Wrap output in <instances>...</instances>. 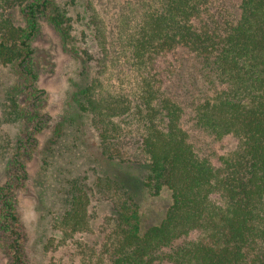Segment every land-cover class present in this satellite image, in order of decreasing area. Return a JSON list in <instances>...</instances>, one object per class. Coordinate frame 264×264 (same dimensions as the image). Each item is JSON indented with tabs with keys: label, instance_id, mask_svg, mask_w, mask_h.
I'll list each match as a JSON object with an SVG mask.
<instances>
[{
	"label": "trees",
	"instance_id": "16d2710c",
	"mask_svg": "<svg viewBox=\"0 0 264 264\" xmlns=\"http://www.w3.org/2000/svg\"><path fill=\"white\" fill-rule=\"evenodd\" d=\"M237 2L238 14L223 0H130L113 37L86 4L80 48L71 45L79 38L72 41L66 8L0 0V65L29 84L22 105L15 91L6 95L3 118L31 124L33 133L42 124L31 47L40 20L82 64L51 141L64 136L65 124L74 144L86 130L96 137L95 165L64 180L63 208L52 222L81 264H264V0ZM185 63L193 72L182 79ZM33 133L16 141L0 187L9 264H29L12 191L27 179ZM163 190L170 205L145 229L142 201ZM97 204L106 208L101 240L74 242L89 230Z\"/></svg>",
	"mask_w": 264,
	"mask_h": 264
},
{
	"label": "rangeland",
	"instance_id": "374dc122",
	"mask_svg": "<svg viewBox=\"0 0 264 264\" xmlns=\"http://www.w3.org/2000/svg\"><path fill=\"white\" fill-rule=\"evenodd\" d=\"M130 0H52L53 4L66 8L67 15L72 17L73 36L84 48L80 32L84 28L82 8L87 4L95 9L99 20L107 26L109 35L117 25L118 13L121 7ZM230 11L238 14L237 0H223ZM14 19L23 25L19 12H14ZM87 41L90 43V32L86 31ZM77 35V36H76ZM112 37L114 36L111 35ZM86 42V40H85ZM91 44V43H90ZM33 53L34 73L36 75L35 105L41 107L44 115L42 124L34 131L33 125L24 122L9 121L2 117L0 106V187L8 180L6 173L7 159L12 153L16 141L28 138L33 133L34 139L27 141V154L24 158L27 179L13 189L15 213L22 228L24 259L29 264H81L70 242L62 245L52 230L53 217L62 210L63 203L59 190L67 178L85 175L95 165L97 155L96 137L88 132L84 133L80 142L73 143L69 128L64 126V136L56 142L53 133L63 122V117L71 103V94L81 83V61L69 50L71 46L65 43L58 32L46 21L40 20V26L31 41ZM190 63L180 68L182 79H187L193 72ZM178 71V72H179ZM28 83L16 71L0 65V105L6 95L12 91L17 93L16 99L22 105L24 92ZM43 91V94L40 92ZM221 145V144H219ZM219 145H215L218 148ZM230 145V142L227 143ZM90 171V170H89ZM170 205V195L163 190L157 196H145L141 204L142 227L148 228L157 224ZM89 230L82 235H76L74 242L100 241L99 227L106 213L105 205H93ZM95 209V210H94ZM8 238L0 232V264H9L7 254Z\"/></svg>",
	"mask_w": 264,
	"mask_h": 264
}]
</instances>
